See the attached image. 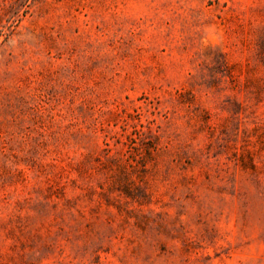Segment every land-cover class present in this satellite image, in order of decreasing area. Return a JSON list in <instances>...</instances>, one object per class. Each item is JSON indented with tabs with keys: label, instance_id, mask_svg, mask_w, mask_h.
Masks as SVG:
<instances>
[{
	"label": "rangeland",
	"instance_id": "obj_1",
	"mask_svg": "<svg viewBox=\"0 0 264 264\" xmlns=\"http://www.w3.org/2000/svg\"><path fill=\"white\" fill-rule=\"evenodd\" d=\"M0 264H264V0H0Z\"/></svg>",
	"mask_w": 264,
	"mask_h": 264
}]
</instances>
